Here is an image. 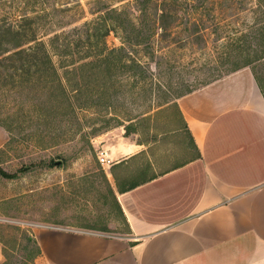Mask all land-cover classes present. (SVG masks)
Wrapping results in <instances>:
<instances>
[{
    "label": "rangeland",
    "instance_id": "obj_1",
    "mask_svg": "<svg viewBox=\"0 0 264 264\" xmlns=\"http://www.w3.org/2000/svg\"><path fill=\"white\" fill-rule=\"evenodd\" d=\"M203 1L202 20L209 29L203 40L188 39L185 25L172 26L173 36L166 41L158 35L152 50L127 47L144 69L128 63L110 78L90 64L98 56L88 35L100 24L101 45L123 46L121 33L113 30V22L108 31L103 18L116 9L136 20V0H0V25L15 20V14L27 15L38 39L74 41L72 54L52 53L61 77L72 71L68 103L60 90L46 87L44 76L19 77L2 69L0 169L19 178L0 175V264H25L24 239L36 238L43 228L127 234L111 190L118 199V186L143 183L185 160L189 143L177 102L232 74L223 73L221 62L228 54L231 61H252L248 68L264 93L263 1ZM81 39L79 48L75 40ZM80 63L90 67L74 71ZM123 144H138L142 152L125 164L118 150ZM103 153L110 155L111 166L101 164Z\"/></svg>",
    "mask_w": 264,
    "mask_h": 264
},
{
    "label": "crops",
    "instance_id": "obj_2",
    "mask_svg": "<svg viewBox=\"0 0 264 264\" xmlns=\"http://www.w3.org/2000/svg\"><path fill=\"white\" fill-rule=\"evenodd\" d=\"M177 108L189 151L118 193L128 233L43 228L36 264H264V93L252 70L181 97ZM139 147L121 145V162Z\"/></svg>",
    "mask_w": 264,
    "mask_h": 264
},
{
    "label": "trees",
    "instance_id": "obj_3",
    "mask_svg": "<svg viewBox=\"0 0 264 264\" xmlns=\"http://www.w3.org/2000/svg\"><path fill=\"white\" fill-rule=\"evenodd\" d=\"M136 1L139 7V15L136 20L133 19L128 12H118L116 9H109L107 16L103 18L104 27L107 28L108 31L111 28L108 23L113 22V25H115L113 30L121 33L123 46L110 49L104 42L102 43L103 45H101L100 43L104 35L102 34L103 27L101 28L100 24L98 26L95 25L92 28L94 33H89L88 35V41L95 40V43L92 45L98 56V60L90 64L93 66V69H99L100 71L109 73L111 75L110 78L116 71L121 69L124 70L128 67V63H131V67L144 69L141 62L129 57L130 55L127 47L134 48L136 46H142L146 50H152L154 44H156L155 40L158 35L162 36L167 41L173 36L171 35L172 33H170L172 26H180L181 24L186 26L185 30L190 34L188 37L190 40L193 38L199 41L203 40L205 35H202V33L209 30L205 27L206 25L202 20L205 16L201 11L205 8L203 0ZM262 1L264 3V0ZM196 15L201 16L199 20L195 17ZM11 19L15 20L11 22L3 21L0 25V76L3 70H5V72H13L12 75L19 74V77L28 76L34 78V76L40 74L47 78L46 87H50L51 90H60L61 95L68 103L70 101V91L67 85V77L72 71L66 73L67 75L64 78L61 77L53 61L52 53L54 50L60 54H72V48L74 46L72 43H74V41L72 42L68 38H65L63 43H60L61 40H58L56 44L55 41L59 39L56 36V40L52 39L50 43L45 42L37 38L32 18H29L27 15H21L17 18L15 14V17L13 16ZM109 19L112 21H108ZM115 19L116 21H114ZM198 21H200L202 25H199ZM217 30H219V27ZM221 40V38L218 39V42ZM75 42L78 47L81 48L83 39H81L80 43L76 40ZM239 43L240 41L237 42V44ZM237 48L240 49L241 52L243 51L241 46L238 45ZM231 56L232 54H228V59H226L225 62H221L225 65V67L223 66V73H225V70H227L228 73L231 71L234 73L243 68H248L252 64L250 59L243 61L237 59V61H231ZM85 67L90 66L89 64L82 65L80 63L78 66H74L73 70L80 71ZM5 75L6 74L3 76ZM52 78L55 79L54 83L49 82ZM222 78L223 77H220L216 81ZM210 84L212 83L208 85ZM194 91L196 90L190 91L186 95ZM20 172H25V170H21ZM0 175L9 180L19 178L17 173L9 174L2 169H0ZM143 183H136L127 188L118 186L119 193L129 192ZM111 192L115 198L119 211L124 217L123 210L116 194L112 190ZM124 220L126 221L125 217ZM24 240L26 243L24 247L25 264H35V261L43 254L42 249L33 235H27ZM5 258L8 259L7 254ZM4 264H7V262Z\"/></svg>",
    "mask_w": 264,
    "mask_h": 264
},
{
    "label": "built area",
    "instance_id": "obj_4",
    "mask_svg": "<svg viewBox=\"0 0 264 264\" xmlns=\"http://www.w3.org/2000/svg\"><path fill=\"white\" fill-rule=\"evenodd\" d=\"M100 161H101V164L103 166H111L112 165V160L104 153L102 154Z\"/></svg>",
    "mask_w": 264,
    "mask_h": 264
}]
</instances>
